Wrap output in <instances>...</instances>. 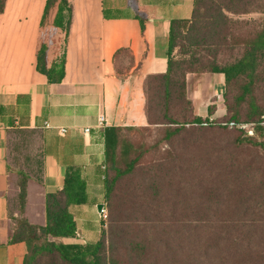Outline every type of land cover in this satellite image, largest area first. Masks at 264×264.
<instances>
[{
  "label": "crops",
  "instance_id": "obj_1",
  "mask_svg": "<svg viewBox=\"0 0 264 264\" xmlns=\"http://www.w3.org/2000/svg\"><path fill=\"white\" fill-rule=\"evenodd\" d=\"M69 2L72 19L64 49L57 53L51 45L48 53L49 67L64 63L60 82L37 69L47 34L42 26L47 1L7 0L0 14V264H23L27 254L24 242L11 241L20 177L8 157L13 133L37 131L42 147L41 172L27 180L24 217L45 225L46 195L63 189L68 167H81L91 204L72 209L78 233L63 242L98 241L97 205L103 203L106 179L104 130L149 126L147 81L167 72L171 23L190 20L195 7L194 0ZM205 76L207 85L193 87L187 79V91L195 106L201 102L197 116H204L198 109L205 108L210 119L219 120L227 116L225 75ZM60 128L67 130L64 136Z\"/></svg>",
  "mask_w": 264,
  "mask_h": 264
},
{
  "label": "rangeland",
  "instance_id": "obj_2",
  "mask_svg": "<svg viewBox=\"0 0 264 264\" xmlns=\"http://www.w3.org/2000/svg\"><path fill=\"white\" fill-rule=\"evenodd\" d=\"M233 8L236 12L225 11L228 20L220 36L204 46L188 49L180 39L175 58L183 69L189 67L192 51L220 67L232 64L260 37L262 0H245ZM208 73H187L186 81L193 87L207 85ZM172 91L166 102L158 82L149 84L151 123L120 133L129 152L118 166L124 171L128 161L136 160L133 170L119 176L109 167L105 170L109 178L116 177L110 198L103 201L105 214L98 218L106 254L117 264H264L263 135L247 137L249 132L225 126L223 118L206 125L205 108L198 109L205 114L197 123L201 102L195 106L188 92L184 99L180 87ZM238 91L233 82L229 95ZM256 93L263 98L261 88ZM204 95L211 102L205 90ZM41 150L38 132H14L9 161L20 174L37 176ZM18 206L15 201L14 219ZM139 244L145 249L141 262L142 253L134 248Z\"/></svg>",
  "mask_w": 264,
  "mask_h": 264
},
{
  "label": "trees",
  "instance_id": "obj_3",
  "mask_svg": "<svg viewBox=\"0 0 264 264\" xmlns=\"http://www.w3.org/2000/svg\"><path fill=\"white\" fill-rule=\"evenodd\" d=\"M46 1L42 26L47 27V34L38 51L37 69L45 74L51 82H60L64 77V63L52 64L49 67L48 53L51 45L57 47V53L64 49L72 19V7L69 0ZM6 2L7 0H0V14L4 12ZM194 2V12L190 20L172 21L167 72L164 75L148 79L146 97L149 84L156 81L158 87L163 88L166 102L171 99L173 87H180L183 98L188 100L186 94L188 92L187 73L195 71L222 73L225 75L227 89L225 95L227 116L222 119L226 120L223 122H258L264 113V32L256 41L248 44L242 57L232 64L220 67L214 60H205L202 58L203 56L197 58L196 51H192V57L188 60L189 67L183 69L182 61L175 58V53L180 46V39L183 37L187 41L188 49L204 46L213 36L215 38L220 36L228 20L225 11L236 12L233 6L236 3L244 4L245 0H194ZM199 8L203 9V14L200 13ZM262 8L264 9V0H262ZM141 22L144 28L143 18H141ZM261 67L262 69H260ZM180 71L183 72L182 75L179 74ZM233 82L238 85L239 91L230 96V87ZM257 88H261L263 91L261 99L256 93ZM209 110L212 113L213 108ZM202 120L197 115L194 117V121L197 123H202ZM216 122L219 120H210L205 123L209 125ZM123 129H136V127H107L104 130L106 170L109 167L117 172V176L130 173L136 163V160L128 161L124 171L118 166L119 160L129 152V147H126L120 138ZM263 130L264 127L257 126L253 131L247 133V137H252L249 134L263 135ZM15 132L34 133L37 131L17 130ZM40 172L37 170V173ZM33 175L31 174V176ZM20 176L22 179L18 182L17 196L19 217L16 216L18 217L16 219L12 217L11 241L26 244L27 254L23 264H40L43 259L45 260L43 264H117L113 256L106 254V240L103 237L94 243L66 244L63 242L64 238L76 237L78 233L77 220L72 209L91 204L86 177L81 167H68L63 189L46 195V223L43 226L33 224L24 217L27 180L30 175L22 173ZM115 178L111 179L106 175L103 201L110 198ZM134 248L137 252L142 253L139 255L141 262L145 251L144 246L139 244Z\"/></svg>",
  "mask_w": 264,
  "mask_h": 264
},
{
  "label": "built area",
  "instance_id": "obj_4",
  "mask_svg": "<svg viewBox=\"0 0 264 264\" xmlns=\"http://www.w3.org/2000/svg\"><path fill=\"white\" fill-rule=\"evenodd\" d=\"M210 120H214V119H210ZM105 119L101 118L100 123H99V127L102 128L104 125ZM207 124V123H205ZM224 125H228L231 128H236L238 130L241 131H247V132H251L254 130L255 127L257 126H262L264 127V113L261 115L260 119L258 120V122H234L231 121L229 123H224ZM47 127H50L49 124H46ZM90 129H86V132H89ZM59 134L61 136H64L67 133V130L65 128H60L58 130ZM106 177L103 176V179H105ZM105 214V209L103 208V210L100 212V215Z\"/></svg>",
  "mask_w": 264,
  "mask_h": 264
},
{
  "label": "water",
  "instance_id": "obj_5",
  "mask_svg": "<svg viewBox=\"0 0 264 264\" xmlns=\"http://www.w3.org/2000/svg\"><path fill=\"white\" fill-rule=\"evenodd\" d=\"M103 208H104V204L103 203H100V204L97 205V209H98L99 212H101L103 210Z\"/></svg>",
  "mask_w": 264,
  "mask_h": 264
}]
</instances>
